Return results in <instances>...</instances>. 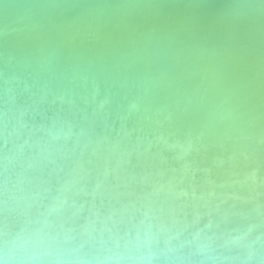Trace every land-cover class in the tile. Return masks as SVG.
<instances>
[{
    "label": "water",
    "instance_id": "obj_1",
    "mask_svg": "<svg viewBox=\"0 0 264 264\" xmlns=\"http://www.w3.org/2000/svg\"><path fill=\"white\" fill-rule=\"evenodd\" d=\"M22 176L75 181L78 223L264 204V0H0V191Z\"/></svg>",
    "mask_w": 264,
    "mask_h": 264
},
{
    "label": "clouds",
    "instance_id": "obj_2",
    "mask_svg": "<svg viewBox=\"0 0 264 264\" xmlns=\"http://www.w3.org/2000/svg\"><path fill=\"white\" fill-rule=\"evenodd\" d=\"M181 148L187 154L193 145ZM74 183L53 195L50 181L5 180L0 264H264V204L251 194L204 200L191 211L183 202L141 211L129 200L103 219L89 210L78 223L83 205L65 195ZM237 183L255 191L257 169Z\"/></svg>",
    "mask_w": 264,
    "mask_h": 264
}]
</instances>
